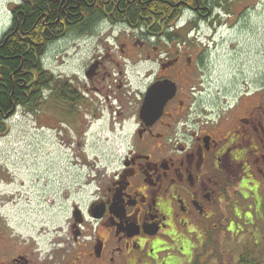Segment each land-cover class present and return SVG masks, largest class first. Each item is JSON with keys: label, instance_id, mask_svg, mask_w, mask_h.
Here are the masks:
<instances>
[{"label": "flooded vegetation", "instance_id": "1", "mask_svg": "<svg viewBox=\"0 0 264 264\" xmlns=\"http://www.w3.org/2000/svg\"><path fill=\"white\" fill-rule=\"evenodd\" d=\"M47 1L0 0V46L7 34L23 26L31 15H44ZM75 10L71 7L70 13ZM135 11L128 7L123 12L130 16ZM187 11L193 20L183 23ZM170 13L162 11L158 19L149 12V16H141L140 25L116 22L107 13L93 30L68 32L65 26L63 34L53 35L54 43H59L69 36L84 38L103 26L140 32L139 45L148 49L144 60L151 61L152 67L143 74L148 82L144 89L132 88L119 61L107 70L109 52L92 59L83 80L52 73L71 85L69 105L64 104L65 109L54 102L52 91L47 90L39 113L54 111L61 119L65 117L61 108H69L70 116L64 120L82 125L102 120L101 112L107 114L120 155L115 163L116 158L103 168H93L89 205H72L69 231L74 258L68 250L72 256L55 262V256H45L41 249L13 238L20 235H5L0 230V264H158L168 241L187 235L204 240L222 221L230 228L237 214L249 211L256 193L264 196V84L254 87L253 82L243 81L235 86L233 103L227 101L213 116L190 102L195 86L181 78L206 62L201 56L195 60L188 55L183 49L188 40L179 33L198 31V21H203L205 14L189 8ZM114 36L118 42V35ZM116 46L125 53L126 42ZM167 82L176 85L175 94L170 96L168 88L160 87L152 98L155 110L142 115L151 87L168 86ZM97 96L106 104L99 105L88 118L86 111L92 101L100 100ZM162 102L160 110L157 106ZM111 164L114 167L110 168Z\"/></svg>", "mask_w": 264, "mask_h": 264}, {"label": "rangeland", "instance_id": "2", "mask_svg": "<svg viewBox=\"0 0 264 264\" xmlns=\"http://www.w3.org/2000/svg\"><path fill=\"white\" fill-rule=\"evenodd\" d=\"M212 2V13L198 21V31L186 35L182 30L179 34L188 40L183 48L188 55L195 60L201 56L206 62L181 78L195 86L190 102L213 116L227 101L233 103L235 86L243 81L253 82L254 87L264 84V0ZM192 17L187 11L182 22ZM139 39L140 32L103 26L84 38L69 36L53 42L43 62L54 75L83 80L92 59L109 52L107 70L119 61L132 88L144 89L148 82L143 74L152 64L144 60L148 49L139 45ZM131 41L137 42L133 45ZM125 42V53H121L116 45ZM184 87L187 90L189 85ZM97 97L100 100L92 101L86 111L88 118L99 105L106 104L103 97ZM100 115L102 120L82 125L60 119L54 111L31 113L19 108L10 118L9 131L0 134V230L5 235H20L13 238L41 249L45 256H55V262L76 255L69 231L72 205L79 202L87 207L91 202L93 188L88 184L93 168H103L116 158L115 163L120 155L108 116ZM253 200L249 211L237 214L230 228L222 221L204 240L187 235L165 243L158 264H192L196 259L217 263L223 258L236 262L241 248L264 264V196L256 193Z\"/></svg>", "mask_w": 264, "mask_h": 264}, {"label": "trees", "instance_id": "3", "mask_svg": "<svg viewBox=\"0 0 264 264\" xmlns=\"http://www.w3.org/2000/svg\"><path fill=\"white\" fill-rule=\"evenodd\" d=\"M132 1V2H131ZM213 0H49L45 4L44 15H31L23 26L9 32L6 41L0 46V134L9 131V120L15 115L18 108L31 113H38L44 105V95L51 90V99L54 102L69 105L71 85L68 81L56 79L45 68L44 57L53 44L54 34H63L64 27L80 31L94 29L107 17V13L114 21H127L140 25L141 16L147 17L151 12L160 18V12L180 11L186 8L195 10L196 14L203 15L212 12ZM51 4V5H50ZM51 6V7H49ZM71 7L76 8L71 11ZM135 9L132 15L127 16L123 11L126 8ZM140 15L139 11H143ZM121 10V12H119ZM123 12V13H122ZM175 17V15H171ZM170 17V16H169ZM58 90L60 92H58ZM67 103V104H66ZM54 104V103H52ZM61 108L65 118L70 111ZM66 109V108H65ZM67 116V117H66ZM238 260L220 259L217 263L196 261L192 264H261L252 258L246 249L240 250Z\"/></svg>", "mask_w": 264, "mask_h": 264}, {"label": "water", "instance_id": "4", "mask_svg": "<svg viewBox=\"0 0 264 264\" xmlns=\"http://www.w3.org/2000/svg\"><path fill=\"white\" fill-rule=\"evenodd\" d=\"M167 83H168V86H166L165 84H156L153 87H151L150 91L148 92L147 98L145 100L143 109H142V115H144L146 112H152L153 110H155V108H153L155 104L152 98L155 95L156 90L159 89L160 87L168 88V90L171 92L170 96H173L175 94L176 85L172 82H167ZM163 105H164V102H162L161 105L157 107L161 110Z\"/></svg>", "mask_w": 264, "mask_h": 264}]
</instances>
